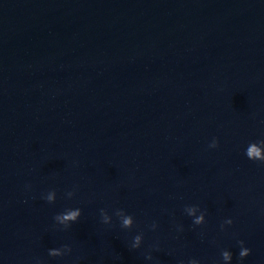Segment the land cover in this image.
<instances>
[{"label": "water", "instance_id": "water-1", "mask_svg": "<svg viewBox=\"0 0 264 264\" xmlns=\"http://www.w3.org/2000/svg\"><path fill=\"white\" fill-rule=\"evenodd\" d=\"M262 140L264 0H0V264H264Z\"/></svg>", "mask_w": 264, "mask_h": 264}, {"label": "clouds", "instance_id": "clouds-1", "mask_svg": "<svg viewBox=\"0 0 264 264\" xmlns=\"http://www.w3.org/2000/svg\"><path fill=\"white\" fill-rule=\"evenodd\" d=\"M260 143H264V140L260 141ZM217 146V141L214 139L213 142L209 145V147H216ZM246 156L250 159V160H253V161H261V162H264V156L261 155V150L260 148H258L256 146L255 143H253L246 151ZM49 200H52V197L49 196L48 197ZM194 211V210H193ZM81 215V211L80 210H77V211H73L71 212L70 214L68 215H65L63 217L57 215L55 216V219H59L61 220L62 222H67V221H76L77 220V217H79ZM189 215H192V211H189ZM106 219V218H105ZM232 220L231 219H228L226 220L224 223L226 224H232ZM193 223L195 225H201L203 223H205V215L202 214L201 216L197 217ZM132 224V219L131 217H128V218H125L123 220V225L125 227H128ZM155 227V225H153V228ZM223 227V225L221 226ZM141 239H142V235H136L134 237V243H132V248H139L140 247V243H141ZM240 245H241V250L239 252V257L241 259L247 257L250 255L251 253V249L247 248V247H244L243 244L244 242L243 241H239ZM49 255L52 256V257H60V252L56 249H50L49 250ZM222 259L224 262H228V261H231L232 260V253L230 251H227V250H224L222 253ZM147 259H151V256L148 255L146 257ZM189 264H199V262L195 259L189 261Z\"/></svg>", "mask_w": 264, "mask_h": 264}]
</instances>
